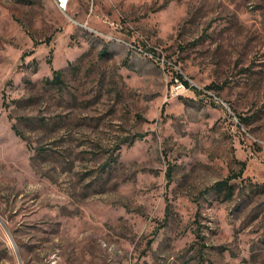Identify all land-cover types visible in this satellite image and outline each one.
<instances>
[{
  "label": "rangeland",
  "instance_id": "1",
  "mask_svg": "<svg viewBox=\"0 0 264 264\" xmlns=\"http://www.w3.org/2000/svg\"><path fill=\"white\" fill-rule=\"evenodd\" d=\"M0 264H264V0H0Z\"/></svg>",
  "mask_w": 264,
  "mask_h": 264
},
{
  "label": "trees",
  "instance_id": "2",
  "mask_svg": "<svg viewBox=\"0 0 264 264\" xmlns=\"http://www.w3.org/2000/svg\"><path fill=\"white\" fill-rule=\"evenodd\" d=\"M103 52H104V50H103ZM53 73H54V80L55 81H59L60 80V71L59 70H53ZM177 76L183 81V83L185 85H189V82L187 80L183 79L180 74H177ZM211 87H212V85L206 86L207 89H210ZM140 138H141V135L134 136V137H132L129 140V143H133V141L135 139H140ZM239 174H240V172H239ZM239 174H237V175L235 174L234 177L238 176ZM230 179H231V176H229L227 178H224V179H221V180H218V181H216L214 183V187L216 189H224L225 188V189H227V191H229V192L232 193V191L234 189V184H232V183L229 182Z\"/></svg>",
  "mask_w": 264,
  "mask_h": 264
},
{
  "label": "built area",
  "instance_id": "3",
  "mask_svg": "<svg viewBox=\"0 0 264 264\" xmlns=\"http://www.w3.org/2000/svg\"><path fill=\"white\" fill-rule=\"evenodd\" d=\"M59 7L65 8L69 0H55Z\"/></svg>",
  "mask_w": 264,
  "mask_h": 264
}]
</instances>
